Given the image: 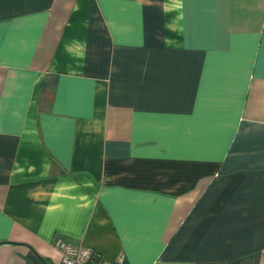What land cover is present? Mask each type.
<instances>
[{
	"label": "crops",
	"instance_id": "crops-1",
	"mask_svg": "<svg viewBox=\"0 0 264 264\" xmlns=\"http://www.w3.org/2000/svg\"><path fill=\"white\" fill-rule=\"evenodd\" d=\"M57 239L264 264V0H0V264Z\"/></svg>",
	"mask_w": 264,
	"mask_h": 264
},
{
	"label": "built area",
	"instance_id": "built-area-1",
	"mask_svg": "<svg viewBox=\"0 0 264 264\" xmlns=\"http://www.w3.org/2000/svg\"><path fill=\"white\" fill-rule=\"evenodd\" d=\"M54 246L60 252V264H121L123 256H119L116 261H103L96 259L97 251L90 247L75 246L57 239Z\"/></svg>",
	"mask_w": 264,
	"mask_h": 264
},
{
	"label": "trees",
	"instance_id": "trees-1",
	"mask_svg": "<svg viewBox=\"0 0 264 264\" xmlns=\"http://www.w3.org/2000/svg\"><path fill=\"white\" fill-rule=\"evenodd\" d=\"M99 257H100V254L96 253V259H99Z\"/></svg>",
	"mask_w": 264,
	"mask_h": 264
}]
</instances>
